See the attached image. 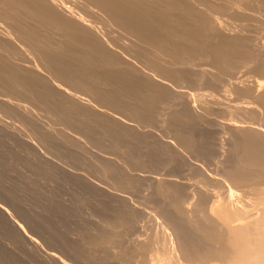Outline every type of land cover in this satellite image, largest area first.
Listing matches in <instances>:
<instances>
[{"label": "bare ground", "instance_id": "6f19581e", "mask_svg": "<svg viewBox=\"0 0 264 264\" xmlns=\"http://www.w3.org/2000/svg\"><path fill=\"white\" fill-rule=\"evenodd\" d=\"M201 1L0 0V22L7 25L5 28L0 23V28L5 31H0L3 33L2 41L7 45L13 37L21 41L16 43L18 49L11 46L16 50L14 53L10 50L11 56L6 52L9 46L5 50L0 48V51L3 50L0 53L6 52L5 55L0 54V140H10L12 147H18L19 138L32 141L29 135L26 138L22 137L24 134H19L23 130L10 129L7 121L15 118L19 125L31 131L32 138L37 141L32 142L42 145L53 155L57 153L68 157L78 167L88 168L94 174L98 175L101 169L100 173H105L115 184V192H119L113 193L104 183L102 188L92 185L82 169L80 173L79 168H58L51 161L47 163L26 153L25 162L47 175L50 183L67 181L88 197L81 198L71 190V198L66 203L55 194V187L39 190L38 181L39 186L34 178L25 175L23 179L28 190L24 192L33 195L32 200L26 196L30 202L25 197L27 204L24 197L18 194L21 190L17 189V183H3L0 170V200L9 203L0 202L4 207L9 206V213L4 211V214H11L22 231L31 236L24 237L2 213L5 218L0 219V238H7L6 242L10 240L16 243L15 246L20 245L23 255H18L21 256L18 259L15 253L10 252L11 248L0 246V264H29L27 260L33 258L45 264H69L64 258L66 255L69 256L67 259L77 264H264V193L261 192L263 197L258 202H253L248 193L255 190L253 187L258 184L252 189L243 187L257 181L264 188V38L260 37L259 41L254 38L255 44L250 42L255 40L248 37L249 40L244 36L221 34L220 31L229 24L228 20L225 19L226 25L222 17L215 16L210 10L212 15L206 14L209 15L207 17L202 6L208 2L202 4ZM231 1L236 3L230 2L228 5L231 6H228L223 2V6L219 4L221 8L218 7L234 18L237 16V20L246 13L254 21L255 13L264 11V0ZM237 1L245 2V5ZM248 3H257L262 9L253 11L252 5H249L250 9L246 8ZM255 4L253 6H258ZM211 10L214 12V9ZM246 14L242 17L246 18ZM263 14L260 15L264 17ZM263 25L261 23L260 26ZM131 37L153 46L159 59L167 64V61L173 60L174 69L164 68L156 63L158 61L148 60V57H144L147 60H138L133 54L146 51L147 47L136 43L133 48L134 41L132 44L125 41L132 40ZM2 41L0 39V44ZM257 42L259 48L256 47ZM28 44L33 45L31 48H38L41 61L38 55L33 54L38 61L29 58ZM35 48L33 50L36 51ZM147 51L151 55L150 50ZM16 53L23 59L16 57ZM199 57L210 60L209 64L205 59L201 65L196 63L194 59ZM16 58L22 63L11 61ZM242 62L252 64L255 73H259L262 79L256 78L257 74L256 77H239L236 74L238 78H235V67ZM220 68L221 73L218 71ZM222 69H234L231 73L234 76H229L227 70L224 79H221ZM218 77L220 80L213 83L212 79ZM210 89L218 91V95ZM237 93L241 97L239 101H235ZM249 98H254L257 104L254 99L250 102ZM196 105L215 115L211 119L213 123L204 116H199L201 118L196 119L198 122L203 119L206 125L215 122L219 124L217 128H221L222 132L228 131L234 139L237 152L233 168L227 162V155H224L226 161L221 163L227 162L228 166L224 163L226 165L222 167L217 158L223 172L220 165L217 168L220 172L209 165L216 173L212 172V168H205L207 165L199 162V158L196 160L191 156L195 168L186 163L184 156L186 165L180 161V154L176 155L174 146L177 144L179 148H184V152L195 154L189 155L206 160L214 158L212 139L219 132L214 131L213 135L211 130L208 131L210 128L203 130L197 125L200 123L191 113L198 110ZM32 106L42 110L43 116L53 117L49 120H55L62 129L57 131V128L55 133L53 125H41L42 121L36 116L38 113L34 114ZM161 110V113L166 111L165 116L158 120L157 116H163L158 115ZM203 113L208 115L206 111ZM226 113L229 116H225ZM232 113H236V117ZM155 129L162 134L158 136ZM80 137L86 139L84 141L89 142L92 148H97L98 154L92 156L99 165H94V161L92 163L102 168L96 169L89 164L91 160L88 162L84 158L81 151L86 150L83 140L79 141ZM111 154H121L133 172L125 173L126 167L122 170L113 156H109ZM232 154L234 152L229 153V158ZM119 155L116 157L120 158ZM9 164L16 165L13 162ZM4 165L8 167L6 163ZM187 165L192 166L191 170L193 167L197 170L195 173L192 171L194 175L189 173L192 177L182 176ZM71 166L69 168L73 169ZM225 166L231 169L227 170ZM180 171L182 175H179ZM206 175L210 179L205 180L207 183L204 182ZM202 176L206 178L202 179ZM211 180L216 183L212 182L215 187L207 185L211 184ZM144 186L150 191L148 201L157 205L158 212H154L161 221L158 223L161 230L158 238L142 241V236L133 234L137 228V210L125 193H135ZM85 205L93 207L101 224H90L85 219L81 211ZM124 244H127L126 247ZM42 245L45 256L38 250ZM38 251L43 253L42 257Z\"/></svg>", "mask_w": 264, "mask_h": 264}, {"label": "rangeland", "instance_id": "374dc122", "mask_svg": "<svg viewBox=\"0 0 264 264\" xmlns=\"http://www.w3.org/2000/svg\"><path fill=\"white\" fill-rule=\"evenodd\" d=\"M198 1H200V0H198ZM204 1V0H203ZM201 1V3L203 4V3H207L208 2V7H206L207 5H204V6H202L201 8L202 9H204V13H205V15L206 14H214L215 16H218V17H222L221 19H223V20H225V19H227V20H225V24L227 25L228 23V25L226 26L227 28H225L223 31L221 30L220 31V33L221 34H223V32H224V35L225 36H227V34H228V36L230 35V36H234V37H243L244 36V38L246 39L247 37L248 38H251V39H253V40H258V39H261V38H264V25L263 26H260L261 25V23H263L264 24V21H262V20H264V17L263 16H261L260 14H263L264 13V11H262V10H264V9H262V7L259 5V4H255V5H258V6H253L254 4L253 3H248L247 4V6H246V8H249L250 9V7H249V5L251 6L252 5V10L254 11L255 9L256 10H259L260 8L262 9V10H260V11H262V13H260L259 14V12L257 11L256 13H255V15H257L256 17H254L255 19H254V21L252 20L253 18H252V16H251V18H250V14H248L249 16L247 17V14H246V18L245 17H242V15H245V14H241V16H239V18H245L244 19V21H243V19L241 18V19H239L238 18V20H237V16H235V18H234V16H231L230 14H228L227 12H223V11H221V4L223 3L224 5H228V3H236V2H234V1H231V0H214L215 2H213V0H206V2L204 1ZM227 1V2H226ZM195 2H196V0H195ZM238 2V1H237ZM241 2V1H240ZM240 2H238V3H240ZM198 3H200V2H198ZM197 4V3H196ZM214 6V5H216L215 6V8H211V9H214V12H213V10H211V9H208V8H210V7H213L212 5ZM220 4V5H219ZM223 4H222V6H223ZM241 4H244L245 5V2L243 3V2H241ZM241 4H239V5H241ZM244 5H243V8H245L244 7ZM218 6H220V8L218 7ZM228 6H231L230 4L228 5ZM242 6V5H241ZM260 6V7H259ZM219 9H218V8ZM254 7H256V8H254ZM193 8H196V7H193ZM259 8V9H258ZM206 9V10H205ZM208 9V10H207ZM217 9H218V11H217ZM209 10L211 11V13L209 12ZM255 10V11H256ZM206 11H208L207 13H206ZM253 11H249V13H251V12H253ZM202 12V13H203ZM217 13V15H216V13ZM247 12H248V10H247ZM100 13H102V12H100ZM203 13V14H204ZM221 15H220V14ZM222 13H224V14H222ZM211 14V15H212ZM220 15V16H219ZM224 15H226V16H224ZM231 16V19H230V16ZM264 15V14H263ZM102 16H104L105 18H107L105 15H103V13H102ZM207 16V15H206ZM227 16H228V18H227ZM207 17H209V15L207 16ZM108 19V18H107ZM233 19V20H232ZM235 19V20H234ZM252 20V21H249V20ZM256 19H258L259 21H261V23L260 22H257V20ZM246 20V21H245ZM228 23H227V22ZM234 22V23H233ZM0 23H2L4 26L6 25V24H4L3 22H0ZM256 23V24H255ZM248 24V25H247ZM255 24V25H254ZM230 25V26H229ZM239 25V26H238ZM240 25H244V26H240ZM246 25V26H245ZM7 26V25H6ZM5 26V28H7ZM234 26V27H233ZM248 26V27H247ZM233 27V28H232ZM242 27V28H241ZM259 27V28H258ZM229 28V29H228ZM256 28V29H255ZM9 29V28H8ZM226 29H228V30H226ZM243 29H245V30H243ZM259 29V30H258ZM2 30V32H5L2 28H0V31ZM247 30V31H246ZM260 30H261V32H260ZM242 31V32H241ZM244 31V32H243ZM249 31H251V32H249ZM243 33V34H242ZM245 33V34H244ZM2 34L3 33H1L0 32V39H1V41H2ZM240 34V35H239ZM249 34V35H248ZM259 34V35H258ZM261 34V35H260ZM236 35V36H235ZM247 35V36H246ZM257 36V37H256ZM18 37V36H17ZM261 37V38H260ZM15 37H13L10 41H8L9 42V45H7L6 43H5V41H2L1 42V44H0V48H2L3 50H5V48L7 47L8 48V46H9V48L10 49H8L6 52H8V55L9 56H11V54H9L10 53V50H11V52H15L16 50H15V48H14V50L12 49L13 47H11V46H14V47H17L16 49H18V44L21 42L20 40V42H18V39L16 40V38L14 39ZM247 38V39H248ZM255 38V39H254ZM131 39H132V37H131ZM133 39H135V38H133ZM126 40L125 39V41L126 42H128V41H131V43L130 42H128V44L130 43V44H132L133 43V41H134V43L131 45L132 47H133V45L134 44H142V42L139 40V41H137L136 39L135 40ZM250 39V40H251ZM12 40H14L15 42H13ZM249 40V39H248ZM256 40L255 41H250V42H255V44H256ZM259 41V40H258ZM4 42V43H3ZM7 42V41H6ZM12 42V43H11ZM25 43L27 42V41H24ZM15 43V44H14ZM16 43H18V44H16ZM259 42H257V48H259L258 47V44ZM5 44V45H4ZM137 44H136V46H137ZM7 45V46H6ZM17 45V46H16ZM29 46H30V44H28ZM142 45H144L145 47H147V48H145L146 49V51L147 50H150V54L151 55H148L149 54V51H147L148 53L146 54V51L144 50V51H139L140 53H142V54H140L139 52H135V54H133V56L134 57H136L138 60H141V61H143V59H144V57L145 58H147L148 57V60H153L154 62L155 61H158V62H156V63H158L159 65H161L162 67H164V68H167L168 69V67H169V69H174V67H175V65L173 64L174 63V61L172 60L171 62H170V60L169 61H167L168 62V64L165 62V61H163L162 59H159V57H158V55L156 54V52L154 51L155 50V48L153 47V46H151V45H148L147 46V44H142ZM253 44H252V46H254ZM2 46V47H1ZM5 46V47H4ZM31 46H33L32 44H31ZM31 46H30V52H31V56H29V58L30 57H32L33 58V61L35 60V58H36V61H38L37 60V57H35L36 55H40V54H38V53H40V52H38V48L36 49L35 48V46H34V48L36 49V51L35 50H33L34 48H31ZM135 46V45H134ZM254 46V47H255ZM4 47V48H3ZM131 47V48H132ZM255 47V48H256ZM134 48V47H133ZM136 48V47H135ZM256 48V49H257ZM28 49H29V47H28ZM3 50H1L0 52H2ZM32 51L34 52L35 51V53H32ZM5 51H4V53H0V54H4L5 55V53H6ZM138 53H139V55H140V57H139V55H138ZM143 53L145 54L144 56H143ZM35 56H34V55ZM156 54V55H155ZM7 55V54H6ZM7 55V56H8ZM16 57H19V58H22L23 59V57L21 56V55H18L17 53H16ZM33 55V56H32ZM154 58H153V57ZM40 57V58H39ZM38 57V59L41 61V56H39ZM141 58V59H140ZM157 58V60H155ZM205 59V58H204ZM204 59H200V57L199 58H196V59H194V61H196V63H203L204 62ZM16 60H20V61H16ZM144 60H147V59H144ZM198 60H200V61H198ZM205 60H208V59H205ZM11 61H13V62H15V63H22L21 62V59H11ZM35 61V62H36ZM193 61V62H194ZM161 62V63H160ZM165 62V63H164ZM207 62V64H209V62H210V60H208V61H206ZM39 63V62H38ZM164 63V64H163ZM173 64V65H171V66H169V64ZM195 62L193 63V64H196ZM243 63V62H242ZM238 64L236 67H235V70H237V71H235L234 69V71L232 70V69H229V70H231V71H229L228 69V71L225 69H222L223 71H222V73H223V78H221V79H224V73H227L228 72V75L230 76H232V74L231 73H235V76H234V74H233V76L235 77V78H238V76L239 77H244V75H245V77L247 76H251V77H256V74H257V77L256 78H260L261 76H260V74L259 73H255V70L253 69V66H252V64L250 65V64H248V63H243L244 64V66H243V64ZM250 63H253V62H250ZM206 63H205V65H207ZM211 64V63H210ZM246 64L248 65V66H246ZM201 65V64H200ZM203 65V64H202ZM239 65H241V66H239ZM254 65V64H253ZM166 66H168V67H166ZM173 66V67H172ZM241 67L240 69H239V67ZM249 66H251V69H249L250 67ZM137 70H140L139 69V67H137V66H134ZM238 67V68H237ZM216 70V69H215ZM218 70V69H217ZM216 70V71H217ZM239 70H240V72H239ZM219 72L221 71V68L218 70ZM225 71V72H224ZM227 71V72H226ZM218 72V73H219ZM221 73V72H220ZM219 73V74H220ZM253 73H255V74H253ZM238 76H237V75ZM222 75V74H221ZM226 75V74H225ZM227 75V76H228ZM242 75V76H241ZM259 75V76H258ZM232 76V77H233ZM221 77V76H220ZM220 77H218L217 79H215V78H213L211 81L213 82V83H217V80L219 79L220 80ZM228 78V77H227ZM260 79H262V77L260 78ZM216 80V81H215ZM245 87H247V86H245ZM215 91V94H217L218 95V91H216V90H214V89H210V91L211 92H213V91ZM217 92V93H216ZM214 93V92H213ZM238 94V93H237ZM84 97H86V98H88L87 96H84ZM235 101H237V99H238V101L240 100V96H239V94L238 95H235ZM89 99H91V98H89ZM251 99V100H250ZM254 98H249L248 100L250 101V102H253L254 100H253ZM233 100V99H232ZM255 104H257V101L255 100ZM33 107V109H34V114L36 115L37 113V117L40 119V122L42 121V122H44V124L41 122V125H43V126H47V125H53V130H54V128H56L55 129V133H57V131H59V129H62V128H59L60 126L59 125H57V122L54 120V122H52V120H49V119H51V118H53V117H48L49 115H44L43 116V112H42V110H40L38 107H36V109L34 108L35 106H32ZM198 106L196 105V108H197ZM202 108H199L198 107V110H199V113H198V110L197 111H192L191 113H192V116L195 118V120L197 119H199V118H201V117H199V116H204V118L206 119L207 118V121H209V122H211V123H213V121L211 120L212 118H215V115H212L211 113H210V111H208L207 109H203V110H201ZM36 110V111H35ZM41 111V112H40ZM164 111V110H163ZM204 111H206L207 112V114L208 115H206V113L204 114L203 112ZM162 112V110L159 112V114L158 115H160V114H163V116H157L158 117V120H161L165 115H164V112H166V111H164L163 113H161ZM197 112V113H196ZM201 113V114H200ZM203 113V114H202ZM166 114V113H165ZM197 114H200V115H198L197 116ZM209 114H211V116H209ZM219 114H222V115H224L223 113H219ZM238 114H240V113H238ZM40 115V116H39ZM197 116V117H195V116ZM231 115V114H230ZM236 115V113H232V116H234V117H236L235 116ZM51 116V115H50ZM214 116V117H213ZM225 116H229V114L228 113H226L225 114ZM240 116V115H239ZM242 116V115H241ZM260 116V115H259ZM42 117H45V118H42ZM162 117V118H161ZM199 117V118H198ZM208 117H210V118H208ZM237 117H238V115H237ZM203 118V117H202ZM259 118V117H258ZM260 118H262V114H261V116H260ZM259 118V119H260ZM211 121H210V120ZM17 120V119H16ZM15 118H13V120H12V118L10 119V120H8L7 122H8V126L10 127V129L11 130H13V131H20V130H23V131H20L19 132V134L21 133V134H24L22 137H25L26 136V138H29V136H30V139L32 140V141H34L35 139L34 138H32V133H31V131L28 129V131H29V133H28V131H27V128H25V126H21V125H19V123L20 122H18V120H17V122L15 123ZM196 120V121H197ZM49 121V122H48ZM50 121H51V123H50ZM11 122V123H10ZM203 122V123H202ZM200 121L199 120V122L197 121V123H200V124H197L198 126L200 125V127H201V129H203L204 130V128H206L208 131H210V132H213V135H214V131L215 132H219V133H217V134H215L214 136H213V139H212V143L214 144V146H213V153L214 154H219V156L220 157H218V154L217 155H214L213 154V156L212 157H214V158H212L214 161V163H215V161H216V163L214 164L213 162H212V159H210V160H206V159H204V158H200V156H194L195 154L194 153H189V151L187 152H184L183 150H184V148L182 149V147L181 148H179V146L176 144L174 147H175V149H177L179 152H182V153H179L177 150H175L174 149V147H172V149L173 150H175V153H177L176 155H178V154H180L179 156L180 157H182V159L180 160L179 158L180 157H178V159L181 161V162H184L185 163V161H186V163L187 164H192V166H194V164H193V162H194V159H198V161L200 162V161H202L201 163H203V164H205V165H207L205 168H209L208 170H210L212 167H210V166H214V168H216L215 170H216V172L218 171V172H220L221 170L220 169H217V168H219L218 166L221 164L222 165V167H224L223 165H226L227 164V166H228V161L231 163V165H230V163H229V166H232V168L234 167L233 165L235 164V162H236V147H235V144H234V139H232V137L230 136L231 134H229V132L228 131H226V130H224V132H222V130H221V128H217V126L219 125H217L215 122H214V124H211V123H209L210 125H212L211 127H210V125L209 124H205V123H207L206 122V120H205V122H204V119H203V121ZM12 123H15V124H12ZM45 123L47 124V125H45ZM57 126H56V125ZM58 124H59V122H58ZM201 124H202V126H201ZM56 127H55V126ZM48 127V126H47ZM199 127V128H200ZM203 127V128H202ZM57 128H58V130H57ZM137 128V127H136ZM139 128V127H138ZM137 128V130H139ZM213 128V129H212ZM218 129V130H217ZM57 130V131H56ZM206 130V131H207ZM155 131L159 134L158 136H160L162 133L160 132V131H158V130H156L155 129ZM27 132V133H26ZM161 133V134H160ZM223 133V134H222ZM225 133V134H224ZM226 133H228V134H226ZM9 135H12V134H10V133H8ZM27 135H29V136H27ZM217 135H219V136H217ZM222 135V136H221ZM227 136V137H224V136ZM12 136H14V135H12ZM224 138L223 139V141H222V138ZM14 137H16V136H14ZM215 137V138H214ZM9 138H12V137H9ZM81 138V139H80ZM79 138V141H80V143H81V140H83L82 142H83V147H84V149L86 150V151H81L82 153H83V156H84V158L86 159V160H88V162L91 160V162L89 163L90 165L92 164V166H93V161L95 162L94 163V165H99V162H97L96 161V159L92 156L93 154H98V152H97V148H92L91 146V144L89 143H87V141H84V140H86V139H84L83 137H80ZM83 138V139H82ZM218 138V139H217ZM221 138V139H220ZM227 138V139H226ZM215 140H217V141H215ZM218 140H220V141H218ZM32 141H30V140H26V139H24V138H19V140H18V147H12V145H11V141L10 140H8V139H5V140H0V170L2 171V180L4 179L5 180V182H4V180H3V183H6V184H13V183H17V186L19 187H17V189H19V190H21V191H18V194H20L19 196L20 197H24L23 199H24V201L26 200V202L25 203H27L28 201L30 202V200H32L31 199V197H33V195H29V194H27V193H25L28 189L25 187L26 185H25V181H24V179H23V176H28L29 178H31V179H35V181H36V183H37V181H38V183H39V185L41 186H39L38 185V183H37V186H39L38 187V189L39 190H43V191H45L47 188H49V189H51V188H53V187H55V188H53V189H57L56 191L57 192H55V194L57 195L58 194V196H59V198H61L62 200H64V202H66V203H68V201L70 200V198H71V196H70V194H71V190H74L76 193H77V195L79 196V197H84V196H86V195H82V194H84L78 187L76 188L75 186H70L71 184L70 183H68L67 181H66V183H67V185H66V183L65 182H56V181H54L55 182V184H53V182H51L50 183V181L47 179L48 178V176L47 175H45V174H43V173H40V171H38V170H36V169H34V168H32V167H30L26 162H25V160H26V153H28V154H33V155H35V156H37V157H39V158H41V159H43L45 162H47V163H49V161H51V162H53L58 168H60V167H62V168H64V169H69V170H77L78 168H79V171H80V173L82 172L83 173V175L85 176V178L88 180V181H90L89 183H91L92 185H96V186H98V188H102V184L107 188V189H111L112 190V192L113 193H116L117 192V194H119V192L118 191H116L115 192V189L114 188H116V186H115V184L113 183V182H111V179L105 174V173H100V170L101 169H99V168H102L101 167V165L100 166H93V167H97L96 169H99V174L97 175V174H94V172L92 173L88 168H83V169H86V170H88V171H90L89 173H90V175H89V173H87L88 171H86V170H83L82 169V167H78L79 165H75V163H73L71 160H69L68 159V157H66V156H62V154H57V153H54V155H53V153L52 152H49V151H47L42 145H37L36 143H34V142H37L36 140L34 141V142H32ZM229 141V142H228ZM216 142V143H215ZM222 142H223V144L225 145H223L222 144ZM228 142V144H226V143ZM221 143V144H220ZM231 143V144H230ZM89 145H91V146H89ZM217 145V146H216ZM218 145H219V147H218ZM223 145V146H222ZM227 145V146H226ZM233 145V146H232ZM41 146V147H40ZM173 146V145H172ZM229 146V147H228ZM43 147V148H42ZM86 147V148H85ZM91 147V148H90ZM177 147V148H176ZM216 147H218V148H216ZM221 147V148H220ZM224 147V148H223ZM233 147V148H232ZM220 148V149H219ZM181 149V150H180ZM225 149V150H224ZM235 149V150H234ZM46 152H45V151ZM224 150V151H223ZM229 150V151H228ZM232 150H234V151H232ZM87 151H88V153H90V154H88L87 153ZM92 151V152H91ZM177 151V152H176ZM221 151V152H220ZM85 152V153H84ZM96 152V153H95ZM184 152V153H183ZM233 153L234 152V155L232 154V155H230L231 156V158H232V160H231V158H229V153ZM92 153V154H91ZM223 153V154H222ZM225 153V154H224ZM51 154H52V157H51ZM181 154H183V155H181ZM189 154H194V155H189ZM90 155H91V157H90ZM119 155V154H118ZM117 154H111V155H109V156H113V158H114V160L116 161V164L122 169V170H124V168H125V173L127 172V174H129V173H132L130 170L132 169L131 168V166L127 163V161L123 158V156L120 154L119 155V157L120 158H118V157H116V156H118ZM186 155H188V156H190V157H188V156H186ZM223 155V156H222ZM227 155V157H228V160H227V162H224V163H226V164H224V163H221V162H223V160L224 161H226L225 159L227 158H225V156ZM54 156V157H53ZM122 156V157H121ZM183 156L185 157V161L183 160ZM194 157V159L192 158V157ZM215 156H216V160H215ZM222 156V157H221ZM59 157H61V158H64L63 159V161L61 160V158H60V160L58 161L57 160V158H59ZM91 159H90V158ZM189 159H188V158ZM223 157H224V159H223ZM55 158V159H54ZM67 158V159H66ZM94 158V159H93ZM124 159V161L122 162V160ZM219 159V163L220 164H218L217 162H218V159ZM121 160V161H117V160ZM193 159V160H192ZM196 159V160H197ZM221 159V160H220ZM61 161V162H60ZM65 161H66V166L64 165L65 164ZM71 161V162H70ZM188 161V162H187ZM193 161V162H192ZM204 161L206 162H209V161H211L210 163H208L207 164V162L206 163H204ZM233 161H234V164H233ZM11 162H13V163H15L16 165H12V164H9V163H11ZM18 162V163H17ZM63 162V163H62ZM68 162L70 163V165L68 164ZM120 163V164H118V163ZM122 162V163H121ZM190 162V163H189ZM7 164V166L8 167H6V165H4V164ZM98 163V164H97ZM186 163H185V165H186ZM125 164H127L128 166H130V168L128 167V166H126ZM212 164V165H211ZM216 164H217V166H216ZM233 164V165H232ZM68 165H69V167L71 166V167H73V169H71V168H69L68 167ZM210 165V166H209ZM221 165H220V167H221ZM16 166V167H15ZM76 166V167H75ZM191 165L190 166H188L187 165V167H185L184 169H183V174L185 173V175H182V173H181V171L179 172V175H180V173H181V175L183 176V177H192V176H190V175H192L193 173H195V172H197V170H195L194 169V167H193V170H191L192 167ZM99 167V168H98ZM124 167V168H123ZM190 167V168H189ZM221 167V169H222V171L221 172H223V168ZM75 168V169H74ZM186 168H188L189 169V172L187 171V169ZM196 168V167H195ZM225 168L228 170H230L231 169V167L229 168H227L226 166H225ZM224 168V172H226V169ZM81 169H82V171H81ZM129 169V170H128ZM191 170V171H190ZM212 170V172H213V168L211 169ZM215 170H214V172H215ZM0 171V172H1ZM15 171H17V173L15 172ZM78 171V172H79ZM86 171V172H85ZM188 172V173H186V172ZM192 171H193V173H192ZM102 172V171H101ZM209 172H211V171H209ZM215 172V173H216ZM189 173H192V174H189ZM92 174H93V176H92ZM102 174V175H101ZM219 174V173H218ZM222 174H224V173H222ZM20 175H22V176H20ZM96 175V176H95ZM187 175V176H186ZM194 175V174H193ZM220 175V174H219ZM101 176L103 177V178H101ZM109 178H107V177ZM223 176V175H222ZM38 177V178H37ZM41 178V180H40V178ZM44 177V178H43ZM95 177H98V178H95ZM204 177L205 176H202V179H204ZM206 177L208 178V176L206 175ZM205 177V178H206ZM44 180H43V179ZM105 178H107V179H105ZM200 178V177H199ZM204 179V182H205V180H210L209 178L208 179ZM46 179V180H45ZM48 180V181H47ZM105 180V181H104ZM22 181V182H21ZM53 181V180H52ZM98 181V182H97ZM100 181V182H99ZM208 181H206L205 183H207ZM102 182V183H101ZM106 182V183H105ZM112 184H111V183ZM212 182H214V181H212L211 180V184L210 183H208L207 185H210V187H215V185L214 184H216L215 182H214V184L212 183ZM259 182V181H258ZM22 183H24V184H22ZM60 183H62L63 185H61ZM94 183V184H93ZM96 183V184H95ZM48 186H47V185ZM107 184V185H106ZM110 184V185H109ZM214 185V186H211V185ZM248 184H249V187H248ZM246 186L245 185H243V187L244 188H249V189H252V187H253V185H256V184H258V185H260V184H262V183H257V181H256V183L254 184V181L253 182H249ZM251 184V185H250ZM22 185V186H21ZM65 185V186H64ZM113 185V186H112ZM258 185L257 186H255V187H253V188H255V190L253 189V190H251V192H249L248 194H250V197L252 198V201L253 202H258L260 199H261V197H263L262 196V194L264 193V191H262V190H264V188H263V184L262 185H260V187H258ZM50 186V187H49ZM52 186V187H51ZM58 186V187H57ZM104 186H103V188H104ZM110 186H112V187H110ZM115 186V187H114ZM261 186H262V190H261ZM22 187V188H21ZM146 186H144V187H142V188H140V189H138V191H135V193H134V191H128V193H125V195L127 196V198H128V201L133 205V207L135 208V210H137V213H136V215H135V223L137 224H135L136 226H137V228L133 231V234H134V236H136L137 234L138 235H140V237H141V239H142V241H143V239L144 240H147V239H151V238H158L159 237V235H160V230H159V228H160V225L158 224L159 222H161L160 221V219H158V217L156 218L155 216H156V213L158 212V208H157V205L155 204H152L153 202H149L148 201V199L150 198V194H149V192L150 191H148V187H146ZM242 187V188H243ZM42 188V189H41ZM69 188V189H68ZM73 188V189H72ZM27 189V190H26ZM113 189H114V191H113ZM23 190V191H22ZM111 190H109V191H111ZM257 190H259V191H257ZM25 191V192H24ZM252 191H254L255 193H256V191L258 192V193H253ZM82 192V193H81ZM260 192V193H259ZM261 192H263V193H261ZM24 193V194H23ZM81 195H80V194ZM60 194V195H59ZM64 194V195H63ZM257 194H261V195H258L257 196ZM22 195V196H21ZM30 199H28L27 197ZM260 196V197H259ZM25 197L28 199V201H27V199H25ZM41 197H43V196H41ZM81 197V198H82ZM86 197H88V196H86ZM85 198V197H84ZM42 199V198H41ZM48 199L50 200L51 199V196H49L48 197ZM263 200H264V198H262ZM2 200V199H1ZM0 200V202H2ZM165 201V200H164ZM166 203H167V201H165ZM3 204H7V205H9V203L8 202H6V201H3L2 202ZM2 203H0V208H1V205H2ZM129 203V204H130ZM28 204V203H27ZM6 205V207H7V209H6V207H4L5 205H2L3 207L0 209V219H1V217L2 218H7L8 220H10V223L14 226V228L16 229V230H18L19 232H21L22 234H23V236L24 237H28L29 236V238H31V236L30 235H27V233L24 231H22V228H21V226H20V224H19V222L17 221V220H15L14 218H12V216H10L11 214H7V212L9 213V209H8V207L9 206H7ZM131 205V206H132ZM86 206V207H85ZM84 206V208L81 210L82 211V214H84V217H85V219L86 220H88V222L90 223V224H94V225H96V224H101V220H100V218L98 217V215L93 211V207H91V205H85ZM88 206V207H87ZM155 206V207H154ZM5 209V210H4ZM156 209V210H155ZM149 210V211H148ZM4 211H7V212H5V214H6V216H5V214H4ZM156 213H155V212ZM147 212V213H146ZM2 213H3V215L5 216H3L2 215ZM9 215V216H8ZM9 217V218H8ZM11 217V218H10ZM147 217V218H146ZM146 220V221H145ZM140 222V223H139ZM141 226H140V225ZM160 224H162V223H160ZM94 225H93V227H94ZM159 225V226H158ZM138 227H139V230H138ZM142 229H141V228ZM153 229V230H152ZM155 233V234H154ZM133 234H130V236L131 235H133ZM158 235V236H157ZM72 237H74V235L72 234L71 235ZM1 238H3V237H1ZM0 238V246H1V248H11V250H10V252H12V253H15L14 255L15 256H17L18 257V259H21V256H18V255H23L22 253H23V248L20 246V245H18L17 244V246H15L16 245V243H14V242H9L10 240H7V242H6V239L7 238H3V239H1ZM4 240V241H3ZM13 244V245H12ZM28 244V243H27ZM127 245V244H126ZM126 245L124 244V246L126 247ZM4 246V247H3ZM8 246V247H7ZM20 247V250L18 251V248ZM30 245H28V247H29ZM17 248V250H16V248ZM22 249V250H21ZM8 250V249H7ZM8 250V251H9ZM38 250H40L41 252H43V253H41L40 251H38V252H40V253H38V254H40V256L43 254L44 256H45V249H44V246L42 245V247L40 246V248H38ZM20 257V258H19ZM42 257V256H41ZM62 257H64V256H62ZM66 260H67V262H70L69 264H77V263H73V261L72 260H69V259H67V258H69V256L68 255H66L65 257H64ZM35 260V258H33V259H30V260H27L28 262H29V264H43L44 262H39L40 260H38V261H34ZM37 262V263H36ZM45 264V263H44Z\"/></svg>", "mask_w": 264, "mask_h": 264}]
</instances>
